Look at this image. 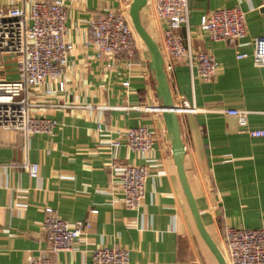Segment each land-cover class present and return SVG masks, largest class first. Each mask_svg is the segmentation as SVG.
<instances>
[{
  "label": "crops",
  "instance_id": "1",
  "mask_svg": "<svg viewBox=\"0 0 264 264\" xmlns=\"http://www.w3.org/2000/svg\"><path fill=\"white\" fill-rule=\"evenodd\" d=\"M65 3L67 37L74 45L64 75L67 92L40 98L44 106L34 111L57 121L58 127L51 136L29 138L0 128V264H27L30 256L42 255L53 264H93L94 251L103 247L128 250L130 264H218L199 234L183 190L147 48L140 45L133 60L113 62L96 60L85 45L92 20L121 9L129 15V2ZM188 4L192 46L215 58L217 73L204 82L181 61L168 80L176 105L184 98L197 108V113L179 115L184 167L202 221L223 253L227 228L264 229V138L246 133L264 130V67L253 62L255 41L264 37V0ZM233 8L246 15V37L234 43L211 41L200 27L212 12ZM146 13L143 24L161 44L153 10ZM178 34L187 42L185 28ZM239 55L247 57L239 60ZM4 58L0 80H17L18 59L7 72ZM241 112L247 113L246 126L238 123ZM139 126L156 135L151 153L110 147L120 134ZM25 162L39 165L37 178L20 167ZM114 163L149 170L146 198L137 210L125 205ZM46 208L71 225L91 223L72 251L50 252L43 229Z\"/></svg>",
  "mask_w": 264,
  "mask_h": 264
},
{
  "label": "built area",
  "instance_id": "2",
  "mask_svg": "<svg viewBox=\"0 0 264 264\" xmlns=\"http://www.w3.org/2000/svg\"><path fill=\"white\" fill-rule=\"evenodd\" d=\"M133 0H127L130 8ZM0 57H16L20 71L15 81L0 80V128L20 132L26 138L35 135L54 134L58 127L53 119L38 117L34 111L40 108V98L54 94H65L64 79L74 45L68 40L67 7L65 0H0ZM153 10L155 20L161 28L160 44L167 75L175 65L186 61L202 81L211 82L218 65L215 58L192 46L189 25L188 0H148L146 8ZM185 28L187 42L178 34ZM90 36L86 46L93 49L98 61L108 59L117 62L123 58L133 60L140 38L130 16L124 10L109 11L97 16L89 23ZM213 42L234 43L247 35L246 15L239 8L219 9L212 12L200 27ZM247 55H239L245 59ZM253 62L264 67V37L255 41ZM129 87V83L124 84ZM176 105L178 115L197 113V108L184 98ZM240 126L247 125V113L238 115ZM251 138H264V130H247ZM156 135L146 126L129 129L120 138L110 143L113 149L126 147L141 155L153 151ZM31 178H37L39 165L25 162L20 165ZM118 172L125 205L137 210L146 198L149 170L146 167L113 164ZM43 229L52 254L73 250L77 241L91 229L89 221L74 225L62 220L52 208H46ZM95 214L96 211H91ZM224 257L227 264H264V229L248 230L227 228L224 236ZM27 264H53L48 255L30 256ZM93 264H130V252L122 248H99L93 253Z\"/></svg>",
  "mask_w": 264,
  "mask_h": 264
},
{
  "label": "water",
  "instance_id": "3",
  "mask_svg": "<svg viewBox=\"0 0 264 264\" xmlns=\"http://www.w3.org/2000/svg\"><path fill=\"white\" fill-rule=\"evenodd\" d=\"M148 0H133L130 6L129 16L133 27L147 48L150 57V70L153 73L158 97L161 101V112L168 135L171 139L175 163L178 168L179 177L187 198L196 227L202 239L215 256L218 264H227L220 248L207 231L192 193L188 177L184 167L185 145L182 137V129L179 115L176 111L175 101L169 85L168 75L165 70V60L160 44L148 32L142 21V12L146 8Z\"/></svg>",
  "mask_w": 264,
  "mask_h": 264
},
{
  "label": "rangeland",
  "instance_id": "4",
  "mask_svg": "<svg viewBox=\"0 0 264 264\" xmlns=\"http://www.w3.org/2000/svg\"><path fill=\"white\" fill-rule=\"evenodd\" d=\"M145 9L149 10V7L145 8ZM146 10L143 11V18L147 15ZM140 42H141V45L145 47V45H144V43L142 42L141 39H140ZM4 59H5L4 63L9 64V65H7V72L10 71L12 68H14V65L16 66V63H15V61L17 60L16 57H5ZM2 75H4V74H2Z\"/></svg>",
  "mask_w": 264,
  "mask_h": 264
},
{
  "label": "bare ground",
  "instance_id": "5",
  "mask_svg": "<svg viewBox=\"0 0 264 264\" xmlns=\"http://www.w3.org/2000/svg\"><path fill=\"white\" fill-rule=\"evenodd\" d=\"M129 9H130V8H129ZM144 10H146V9H144ZM144 10H143V11H144Z\"/></svg>",
  "mask_w": 264,
  "mask_h": 264
}]
</instances>
